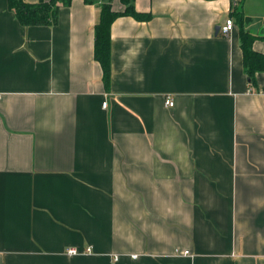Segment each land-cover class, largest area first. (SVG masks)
<instances>
[{"label": "crops", "instance_id": "0c3cea01", "mask_svg": "<svg viewBox=\"0 0 264 264\" xmlns=\"http://www.w3.org/2000/svg\"><path fill=\"white\" fill-rule=\"evenodd\" d=\"M133 5L104 85L99 4L24 27L0 0V264H264V73L219 33L232 0ZM242 15L264 35V0Z\"/></svg>", "mask_w": 264, "mask_h": 264}, {"label": "trees", "instance_id": "16d2710c", "mask_svg": "<svg viewBox=\"0 0 264 264\" xmlns=\"http://www.w3.org/2000/svg\"><path fill=\"white\" fill-rule=\"evenodd\" d=\"M72 0H40L37 4H28L24 0H7L9 10L13 11L19 24L24 27L51 26L58 19L61 6H68ZM86 4H99V18L94 26V59L102 70L104 85L110 79V27L119 17H132L138 21L149 19L148 14L138 13L133 5V0H121L124 9L120 12L113 11L111 0H83ZM243 0H232V12L229 17L234 21V26L239 29V42L243 56V68L250 85L255 84V75L264 73V55L252 49V43L257 38L244 31L246 18L242 15ZM234 27V29H235Z\"/></svg>", "mask_w": 264, "mask_h": 264}, {"label": "built area", "instance_id": "2783aa9c", "mask_svg": "<svg viewBox=\"0 0 264 264\" xmlns=\"http://www.w3.org/2000/svg\"><path fill=\"white\" fill-rule=\"evenodd\" d=\"M236 1V0H234ZM234 21L231 18H227L225 20V23L222 27L219 28V33L224 36V37H228L232 31L234 30ZM106 102L102 103V107H106ZM166 107H172L173 106V101L171 99V97H166L165 102H164ZM69 256H76L78 254H80L77 250L75 249H68V251L66 252ZM85 253H89V249H87L85 251ZM183 255H189V253L187 251L182 253ZM133 258H135L133 256ZM118 261V257L114 256L113 257V262H117Z\"/></svg>", "mask_w": 264, "mask_h": 264}, {"label": "water", "instance_id": "95a60500", "mask_svg": "<svg viewBox=\"0 0 264 264\" xmlns=\"http://www.w3.org/2000/svg\"><path fill=\"white\" fill-rule=\"evenodd\" d=\"M216 30H218V29H216Z\"/></svg>", "mask_w": 264, "mask_h": 264}]
</instances>
